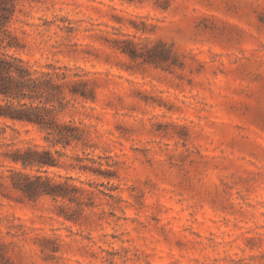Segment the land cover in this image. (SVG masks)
<instances>
[{"label":"rangeland","instance_id":"rangeland-1","mask_svg":"<svg viewBox=\"0 0 264 264\" xmlns=\"http://www.w3.org/2000/svg\"><path fill=\"white\" fill-rule=\"evenodd\" d=\"M9 30L7 54L93 89L63 115L90 147L43 173L93 203L69 220L11 188L2 153L40 139L0 119V264H264V0H23Z\"/></svg>","mask_w":264,"mask_h":264},{"label":"trees","instance_id":"trees-1","mask_svg":"<svg viewBox=\"0 0 264 264\" xmlns=\"http://www.w3.org/2000/svg\"><path fill=\"white\" fill-rule=\"evenodd\" d=\"M23 0H0V119L13 124H21L34 130L40 142L15 147L2 153V157L14 165L8 169V181L11 188L18 191L27 200H37L47 196L53 200L62 199L75 203V209L61 211L66 219L76 220L81 205L92 206V191L79 189L69 183L68 178L54 180L43 175L46 168L59 166L64 150L72 145L90 147L84 128L72 119L64 120V113L73 101L93 100V89L87 80L70 79L67 69L51 67V72L38 71L27 61L7 50H19L17 38L9 30L14 19L18 3ZM157 45L147 48L146 55L137 44L129 40L114 41V46L132 60L157 65L155 56H148ZM74 76L79 77L77 74ZM10 127L4 125V128ZM4 129H0V136ZM78 168L104 178L115 177V171L101 170L92 166L97 163L88 159L92 165L83 163L76 156ZM17 166V167H16ZM35 169V174L26 170ZM43 170V171H42ZM84 194L86 201L80 196Z\"/></svg>","mask_w":264,"mask_h":264}]
</instances>
